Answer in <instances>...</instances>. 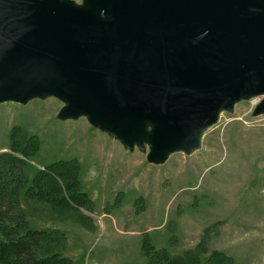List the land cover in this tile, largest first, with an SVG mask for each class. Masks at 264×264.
<instances>
[{
    "label": "water",
    "instance_id": "1",
    "mask_svg": "<svg viewBox=\"0 0 264 264\" xmlns=\"http://www.w3.org/2000/svg\"><path fill=\"white\" fill-rule=\"evenodd\" d=\"M257 96L264 0H0V104L57 98L153 164Z\"/></svg>",
    "mask_w": 264,
    "mask_h": 264
},
{
    "label": "rangeland",
    "instance_id": "2",
    "mask_svg": "<svg viewBox=\"0 0 264 264\" xmlns=\"http://www.w3.org/2000/svg\"><path fill=\"white\" fill-rule=\"evenodd\" d=\"M62 106L54 97L1 103L0 152L10 150L11 129L19 125L41 142L27 159L30 176L61 160L77 164V191L87 192L92 205L65 192L63 206L30 198L21 203L28 228L64 232L61 249L71 264H146L145 231L172 254L198 252L203 243L205 256L221 250L234 264H262L264 113L253 114L257 104L237 103L206 132L199 150L172 154L163 164L149 162L148 150L125 148L85 117L59 119Z\"/></svg>",
    "mask_w": 264,
    "mask_h": 264
},
{
    "label": "trees",
    "instance_id": "3",
    "mask_svg": "<svg viewBox=\"0 0 264 264\" xmlns=\"http://www.w3.org/2000/svg\"><path fill=\"white\" fill-rule=\"evenodd\" d=\"M40 139L29 134L19 125L10 133V150L0 152V264H71L64 255V232L59 229L36 230L28 228L26 210L22 199L42 201L50 206H63L67 196L79 204L92 205L87 192L77 191L78 166L73 161H58L30 176L26 163L40 149ZM4 162V163H3ZM54 172H57L54 174ZM63 180V185L56 178ZM143 208L142 198L136 200V212ZM203 243L199 251L186 250L172 254L168 248H158L150 232L141 238V251L146 264H234V258L221 250L203 255ZM207 251V250H206ZM204 251V252H206Z\"/></svg>",
    "mask_w": 264,
    "mask_h": 264
},
{
    "label": "built area",
    "instance_id": "4",
    "mask_svg": "<svg viewBox=\"0 0 264 264\" xmlns=\"http://www.w3.org/2000/svg\"><path fill=\"white\" fill-rule=\"evenodd\" d=\"M76 2L78 3H81L83 0H75ZM251 102L253 103V105H256L259 103L260 101V96H257V97H253L252 99H250Z\"/></svg>",
    "mask_w": 264,
    "mask_h": 264
}]
</instances>
